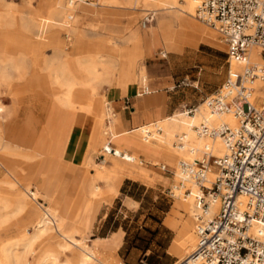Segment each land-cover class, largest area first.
Segmentation results:
<instances>
[{
  "label": "crops",
  "instance_id": "obj_1",
  "mask_svg": "<svg viewBox=\"0 0 264 264\" xmlns=\"http://www.w3.org/2000/svg\"><path fill=\"white\" fill-rule=\"evenodd\" d=\"M99 10L100 16H97L94 22L104 25L103 32L88 37H75L74 50L96 47L101 49L100 53L105 51L109 53L107 57L98 56L97 60L84 56L75 61L77 69L85 73L86 79L79 80L78 77L71 75L72 70L66 65V59L70 56L66 51V43L56 38L55 35L47 36L44 45L51 44L54 47L50 56L45 59L44 71L47 73L44 76L36 73L25 89V91H31L35 88L40 93L38 97L44 98L28 99L25 104L21 105V97H16L13 104H8L7 119L4 124L7 123L8 141L6 143L10 146H6L5 150L16 152L17 156L27 159H32L34 156L32 160L37 161V164L40 163L36 179L37 191L31 189L33 184L27 183L26 178L11 167L10 160L6 159L1 163L10 176L18 175L24 186L30 188L31 194L38 193L45 197V204L37 202L38 208L42 211L47 207L54 208L57 216L66 220L70 227H77L84 232L87 219H92L90 229L93 228L102 204L116 201L121 190L122 195L125 196L121 199L123 207L133 212L139 210L143 198L136 197L133 192H130V187L126 185V182L131 180L144 186V193H146L148 186L139 180L147 179L153 182L154 179L148 173V169L143 166L144 161L142 164L140 161L139 166L132 164L133 157L136 159L137 156H141V159L142 156L165 158L170 163L176 164V158L168 154L162 155L154 146L140 137V131L143 128L168 120L182 111L169 114L175 109L176 104L167 100L163 94L147 96L158 89H154L149 94L139 95L140 89L130 86L134 83H141L150 89L147 58H145L146 54L142 58L139 44L146 46L147 55H151L148 48L150 44L162 46L164 49L161 52L162 58L164 55L168 57L169 53H182L187 44L196 46L198 42L224 48L218 36L215 39L210 34L191 30L187 23L183 24L184 21L180 22L181 28L174 31L173 43L168 47L159 30L154 29V25L146 30L141 25L140 28L138 27L136 14L141 10L116 7ZM112 10H117L119 15L110 16L109 12ZM124 11H127L126 14H123ZM124 19H127L128 23L121 25ZM127 34L129 35L126 37ZM89 37L96 38L88 39ZM105 37L111 38L118 46L135 41L137 44L117 50L113 44L104 39ZM12 71L8 69L5 76L8 77ZM71 84H75L71 96L73 105L68 104L66 100ZM105 85L113 87L107 91L106 95L100 92ZM108 114L112 116V119L108 117ZM107 121L113 126L112 135L116 133L115 137L110 133H105ZM119 129L123 131L118 132ZM109 142L118 145L117 148L114 144V148L122 153L120 157L107 155L104 152V147L108 146ZM100 145H102L100 155H105V160L98 163L95 161L94 151ZM11 146L24 150L25 153L20 151L17 153L18 150H14ZM123 152L126 158L123 157ZM131 155H133L132 158ZM127 158H130V161ZM65 167L68 169L66 175L70 178L68 187L64 181L63 169ZM90 167L92 170L98 168L96 173L92 172V176L88 173ZM99 173H103L107 179H120L115 192L111 191L112 184L108 185L99 179ZM101 183L104 185L101 186ZM72 191L79 192L76 198L71 196ZM135 204H139L137 209L129 207ZM109 212L105 214V220ZM120 231L124 233L122 247L125 240L123 229L111 230V234H99L92 242L110 239Z\"/></svg>",
  "mask_w": 264,
  "mask_h": 264
},
{
  "label": "rangeland",
  "instance_id": "obj_2",
  "mask_svg": "<svg viewBox=\"0 0 264 264\" xmlns=\"http://www.w3.org/2000/svg\"><path fill=\"white\" fill-rule=\"evenodd\" d=\"M130 1L133 2L134 0ZM33 4L37 8L39 1L33 0ZM126 5L127 3L125 6ZM26 6V0H0V62L5 63L9 60L10 67L14 68L8 77H1L0 74V98H2L1 100L6 104L3 114L0 116V126L3 128L0 135V196L2 195V197L8 199L16 190L22 191V187L17 185L15 188H11L10 185L6 183V181L14 180L2 166L3 164L1 165L6 159L10 160L9 164L12 168H15L26 178L27 183L31 182L33 184L30 187L31 189L37 191L38 187L36 179L40 163L37 164V161L32 160L34 156L32 159H27L17 156L15 154L16 152H8L5 150V147L10 145L6 143L8 141L6 134L7 123H4L7 119L6 111L8 104H13L16 97H21V105H23L28 99L36 100L40 94L35 88L31 91H25V89H27L29 82L32 80L31 78L36 73H39L42 76L47 73L44 71L46 64L45 59L50 56L49 54L52 53V48L54 47L51 44L44 45V40H46L47 36L55 35L56 38L58 37L66 43V51L70 54L66 59V65L71 68V75H73V77H78L79 80L86 79V75L77 69L75 61L78 58L89 56L97 60L100 55L106 57L109 55L106 51L100 53L101 49L96 47L74 50V44L76 42L75 37L84 35H71L64 29H55V33L52 32L51 34H36L30 32L27 28L22 26L20 20V14ZM139 8L146 9L148 7L140 2ZM123 14H126V12L124 11ZM109 15L118 16L119 13L117 10H112V12H109ZM136 15L138 27L140 28L141 20L145 13L144 11H140ZM90 20L91 19L84 20L81 18V24H84L85 22L87 23ZM127 23L128 20L124 19L122 20L121 25ZM152 24L156 25L157 22L155 24L154 21ZM82 27H84V25H81V28ZM208 31L211 37L217 39L216 37L218 36L221 41L220 35L215 30L208 28ZM95 38L96 37H89L88 39ZM104 39L113 44L117 50H120L121 47L122 49H126L137 44L135 41L130 44L118 46L111 38L105 37ZM221 44H223L222 41ZM139 47L141 48L139 51L141 52L142 58L145 56L144 54H146L145 58H147V68L150 76V89H158L155 93L147 96L163 94L167 100L176 104L174 107L175 109L169 114H174L179 111H182L180 113H185V106H197V108H199L202 104L206 103L205 99L213 94L226 78L228 63L226 62L225 45L224 48H220L202 42H198L196 46L187 44L184 52L169 53L167 58H162L161 52L164 51L162 46L158 47L156 44H150L148 48L151 55H147L146 46L144 44H139ZM102 67L104 68V66ZM183 82L188 83V85ZM130 86H135L139 88L140 91H142L144 87L141 83H134ZM111 88L113 87L105 85L101 88L100 92L106 95L107 91ZM42 98L40 97V99ZM108 117L112 119L110 114H108ZM21 120L20 117V121ZM106 125L107 128L105 129V133H110V135H112L113 126L110 125L108 121ZM122 131V129L118 130V132ZM162 134H164V132H162ZM141 135L144 136L143 134ZM112 136L115 137L116 133ZM113 137H111V139ZM144 140L154 144L158 143L155 140H148L147 137H144ZM114 144L118 148V145L116 143ZM12 148L18 150L17 153L19 151L24 152V150L14 147ZM101 148L102 145L94 151V158L98 163H100L102 159V157H100ZM158 151L162 155L164 154L160 150ZM168 156L176 158L172 155ZM183 159L181 157L176 158V164L174 165L165 158L142 156V160H144L143 166L148 169V173L154 179L153 182H149L147 179L139 180L148 186V191L144 193V186H140L136 182L131 180L126 182V185L130 187V192H133L136 197L143 198L139 210L133 212L123 207L121 199H124L125 196L122 195L121 192L123 191L121 190L118 195L119 198L116 201L113 200L111 203L102 204L93 228L86 229L85 232L82 230L83 232L75 235V238L82 242H87L89 245H93L92 240H95L99 234H111V230L123 229L125 231L124 244L119 248L118 252L111 257L112 259L118 260L121 264H175L177 262V256L170 251L173 241L180 235L181 229L185 225L189 224L191 220H195V217L192 216L193 214H186L183 209H175L178 200L183 202L182 197L185 196V188H182L183 193L179 196L181 197L179 199H177V196H172L170 193V189H173V186L179 184L177 167L179 161ZM140 161L141 156H137V159L133 160L132 164L139 166ZM164 163L168 164L173 172H176L175 179L174 173L164 172L159 166L153 165ZM66 167L63 171L65 173L64 181L68 187L70 178L66 175L68 170ZM97 169L98 168H93L92 170V167H90L88 170L89 176H92V172L96 173ZM21 185L24 186L22 181ZM100 185L102 186L104 184L101 183ZM187 187L192 188L193 193V185L188 183ZM30 188H28L29 192H31ZM173 191L178 194L174 189ZM78 193L79 192L72 191L70 194L76 198ZM38 201L41 204H45L46 199L41 195L39 196ZM129 207L137 209L139 204ZM11 211H13V209L10 211H2V214H5L4 219H7L8 222L5 224L4 228L0 230V249L1 245L7 244L6 242L16 236V234L19 235L24 233V228L21 225L24 217L21 215L12 216V214H10ZM107 212H109V216L105 220L104 216ZM194 213H196V211ZM166 219L167 221L165 222ZM27 228L31 229L32 227L28 225ZM50 241L48 248L52 251L58 250L60 244L66 243L63 237L58 233H54L51 236ZM37 252L44 253V243L37 248ZM77 259L78 257H69L71 262H75ZM31 260L33 261V258Z\"/></svg>",
  "mask_w": 264,
  "mask_h": 264
},
{
  "label": "built area",
  "instance_id": "obj_3",
  "mask_svg": "<svg viewBox=\"0 0 264 264\" xmlns=\"http://www.w3.org/2000/svg\"><path fill=\"white\" fill-rule=\"evenodd\" d=\"M68 1L100 3V0ZM196 16L218 31L228 63L225 80L205 102L212 113L232 114L238 124L212 128L203 123L198 127L200 133L221 136L225 152L216 156L207 148L202 159L180 163L185 177L180 182L184 193H192V188L187 187L189 181L198 186L195 196L198 244L180 264H264V99L258 102L254 87L255 81L264 80V64L250 59L253 48L264 57V0H201ZM155 17L154 11L147 10L141 23L149 26ZM231 63L238 69H231ZM152 92L143 87L138 94ZM184 108L193 114L197 106ZM3 112L0 102V115ZM109 145L104 152L116 155L114 144ZM123 157L126 158L125 153ZM155 166L175 174L168 164ZM212 169L217 171V177L210 182L208 174ZM170 193L175 195L173 189ZM217 201L218 211L212 214L211 207Z\"/></svg>",
  "mask_w": 264,
  "mask_h": 264
},
{
  "label": "bare ground",
  "instance_id": "obj_4",
  "mask_svg": "<svg viewBox=\"0 0 264 264\" xmlns=\"http://www.w3.org/2000/svg\"><path fill=\"white\" fill-rule=\"evenodd\" d=\"M26 1L27 6L20 14L21 24L30 32L36 34H51L55 29H64L71 35H84L87 37L97 35L103 32L104 25L96 24L94 19L97 16H100L99 9L102 10L106 7H126L128 9L131 8L144 12L147 10L154 11L157 22V24L154 25V29L159 30L168 47L173 43L174 31L177 28H181L180 22L182 21H184L183 24L187 23L188 28L191 30L203 34H209L208 28H210L218 33L216 29L197 18L196 12L201 0H134L133 2L130 0H100L99 5L85 3L71 4L68 0H38L39 5L37 8L33 4V0ZM140 2L144 3L148 8H139ZM126 3L128 6H125ZM81 18L84 20H91L87 23L85 22L84 24H81ZM81 25H84V27L81 28ZM152 25L144 27L141 23V27L145 30ZM128 35L129 34H127L126 37ZM250 59L253 63L258 65L264 64V57L259 54V51L256 48L251 50ZM8 69H14L10 67L9 61H6L5 63L0 62L1 77H5ZM231 69H238V66L231 63ZM61 71L62 70H60V72ZM72 84L69 86V96L66 99L70 105L74 104L71 96L75 89V84ZM254 87L255 96L259 102L264 99V80L255 81ZM1 99L2 98H0V102L3 104V110H5L6 104ZM2 114L0 116H2ZM203 123L212 128H218L222 124L235 127L238 124L237 119L232 114L212 113L205 103L197 108L193 114H189L187 111L185 113H178L172 118L158 124L150 127L144 126L147 128H143L140 131V134L144 135H140L143 140L144 137H147L148 140H155L158 142L154 144L145 140V142L151 144L162 153L175 156L176 158H185L178 163L177 173L179 184L173 187V189L178 192V194L175 193V196L178 197L177 199L181 198L179 196L183 193L180 182L185 178L180 170V163L182 161L195 162L196 160L202 159L207 148L211 149L212 153L216 156H221L225 152L221 136L217 135L213 137L202 135L200 133L198 127H201ZM2 129L3 128L0 126V135ZM162 132H164V134H162ZM180 139H182L183 142H180ZM108 146L110 147V145ZM116 151V155L106 154L120 157L122 153L119 150ZM101 160L104 161L105 157ZM11 177L14 180L6 181V183L9 184L11 188H15L17 185L21 186L22 191L16 190L11 194L9 199L2 197V195L0 196V230H2L8 222L7 219H4L5 214L3 215L2 211H10L13 209V211L10 212L12 216L21 215L24 217L23 223L21 224L24 228V233L19 235L16 234V236L6 242L7 244L1 245L0 264H121L118 260H114L111 257L118 252L122 245L124 236L122 231L113 235L110 239L97 240L93 242V245L77 240L75 235L82 233L79 228L70 227L66 220H62L57 216L56 210L52 207L44 208V211H42L36 205L40 195L38 193L31 194V192L28 191V188L22 186L21 179L17 174L11 175ZM216 177L217 171L212 169L208 174V180L212 182ZM175 178L176 172L174 175V179ZM99 179L108 185L112 184L110 188L113 192H115V189L120 182V179H107L103 176V173H99ZM189 184L194 187L193 193L189 195L185 194V196L182 197L183 202L178 200L175 209H183L186 214H193L192 216L195 217V220H191L189 224L181 229L180 235L175 239L171 247V252L178 258L175 264H180L185 261L194 252L198 244V236L196 233L197 220L196 213H194L197 210L195 196L198 193V186L193 183V181H189ZM239 199L243 200L244 198L239 197ZM218 205V201L212 205V214L218 211ZM91 224L92 219H87L85 225L86 229H90ZM28 225L32 228L28 229ZM54 233H58L66 241L65 244H60L56 251H52L48 248L49 241ZM43 243L44 253L37 252V248ZM69 257H78V259L75 262H71ZM32 258L33 261L31 260Z\"/></svg>",
  "mask_w": 264,
  "mask_h": 264
}]
</instances>
